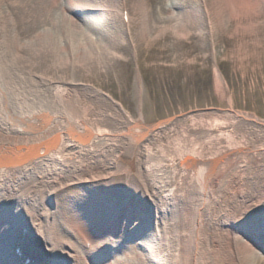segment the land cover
<instances>
[{"label":"bare ground","instance_id":"6f19581e","mask_svg":"<svg viewBox=\"0 0 264 264\" xmlns=\"http://www.w3.org/2000/svg\"><path fill=\"white\" fill-rule=\"evenodd\" d=\"M58 1H44L30 8H27L29 0L11 3L26 8L19 14L20 18L33 16L37 22H43L42 18L53 15ZM202 1L207 15L208 3L218 2ZM68 3L75 16L61 10L52 21L61 20L63 30L52 23V29L39 28L30 36L21 37L10 3L0 0V131L6 132L0 136V262L7 260L0 264H258L255 254L264 257L263 195L262 206L245 211L239 220L225 218L227 227L222 234L230 241L235 238L242 242L244 262L238 261L232 242L225 249L210 245L213 235L205 234L200 215L189 228L192 236L184 243L185 248H181L184 229L181 218L177 216L176 221L173 218L169 222L165 208L159 207L171 202L172 189L161 191V198L153 202L152 189L141 179L139 184L126 188L102 187L105 192L100 187H84L79 192L81 196L74 193L66 200L61 199L59 192L65 183L58 180L66 173L71 176L77 173L76 169L85 175L90 172L85 182L99 177L87 166H67L63 161L75 154L84 158L108 135L100 129L93 130L74 114V103H78L79 97L66 82L93 72L108 74L110 61L114 64L127 60L126 54L119 51V43L128 46L129 40L137 57L139 41L147 38L150 44L154 39L150 35L152 24L145 0H69ZM130 4L138 18L127 11ZM180 6L172 3L174 9ZM120 15L122 23L117 20ZM231 17L238 21L237 29L264 28V24L252 21L256 14L247 25H242L239 16ZM247 17L243 16L244 20ZM167 18L174 21L176 32L184 35L185 17L171 11ZM225 19L222 26L226 30ZM136 24L140 26L133 32ZM123 29L128 40L123 36ZM169 30L167 25L157 36ZM25 68L31 69L27 72ZM217 84L222 86L221 78H217ZM170 121H164L163 125ZM158 126H146L141 121L128 129L126 135L138 145L141 156H150L151 150L145 141H153L149 133L154 128L159 133L164 127ZM197 149L182 154L178 162L185 173H190L198 196L202 197L198 205L201 209L205 201L221 193L224 186L221 178L230 152L223 150L201 158L196 154ZM138 166H141L138 162H131L129 170L140 172ZM109 174L106 178L114 173ZM77 178L70 185L79 184L81 179ZM142 191L145 193L140 194ZM62 218L64 221L60 222ZM170 224L177 225L171 229L173 233H169ZM215 226L209 225L214 232H220ZM175 239L180 243L179 250L173 246ZM12 248L18 249L13 252Z\"/></svg>","mask_w":264,"mask_h":264},{"label":"rangeland","instance_id":"374dc122","mask_svg":"<svg viewBox=\"0 0 264 264\" xmlns=\"http://www.w3.org/2000/svg\"><path fill=\"white\" fill-rule=\"evenodd\" d=\"M12 1L15 0H8V3L17 16L15 25L21 37L30 36L39 28L52 29V23L63 30L61 20L52 22L61 10L68 16H75V11L68 7L69 0H59L52 10L53 15L42 18L43 22H37L33 16L20 18L19 14L26 8H21L20 4L12 5ZM44 1L50 0H29L27 8ZM262 1L218 0L208 3L207 15L202 0H145L153 41L148 44L147 38L141 39L136 57L132 44H129V36L123 29L128 46L119 43V51L126 54L127 60L114 64L110 61L108 74L93 72L84 75L79 71L84 76L66 82L79 97L78 103H74V114L93 130L100 129L108 135L93 146L90 154L85 152L84 158L80 159L79 154H75L63 161L67 166H87L91 173L99 177L85 182V176L90 177V172L85 175L76 169L77 173H71V176L66 173L58 180L65 183L64 189L59 192L61 199L66 200L74 193L82 194L79 192H83L84 187H100L105 192L102 187L113 190L126 188L139 184L141 179L152 189L155 197L151 194L149 197L153 202L161 198L164 190L172 189L174 196L171 202L162 206L158 203V206L165 208L169 222L177 216L181 218V228H184L180 238L184 247L181 248H185L184 243L192 236L189 228L200 215L205 234L213 235L210 245L225 249L232 242L238 261L244 262L242 242L235 238L230 241L222 232L227 227L225 218L239 220L245 211L258 206L264 196V28L255 31H246L243 27L237 29L238 21L231 16H239L242 25H247L252 23L251 17L256 14V19L252 21L263 25ZM172 3L181 6L174 9ZM162 7L165 9L161 10ZM127 11L138 18L131 4ZM171 11L185 17L184 35L176 32L174 21L168 20ZM245 15L248 16L246 20L243 18ZM117 17L122 23L121 15ZM222 17L227 20L224 21L227 23L226 30L222 26ZM167 25L170 30L157 36ZM139 26L136 24L133 32ZM98 36L101 34L98 33ZM39 65L41 68L42 63ZM30 69L25 68L27 72ZM217 78L223 81L222 86L217 84ZM168 119L171 121L163 125ZM141 121L146 126L160 124L159 129L164 126L159 133L156 128L149 133L153 141H145L151 150L149 157L141 156L138 145L126 135L129 128ZM4 134L5 131H0V136ZM195 147L198 148L196 154L201 158L212 157L223 150L230 152L225 174L221 178L225 187L217 198L205 201L201 209L198 205L202 197L198 196L190 173H185L178 162L182 154ZM131 162H138L141 171H130ZM107 166L112 169H105ZM110 171L113 176L106 178ZM75 178L81 179L79 184L72 182L70 185L69 182ZM209 225H216L220 232H214ZM175 227L177 225L170 224L169 233H173L171 229ZM86 239L90 240L89 237ZM178 243L177 240L173 243L176 250H179ZM255 256L259 259L258 264H264L262 254Z\"/></svg>","mask_w":264,"mask_h":264}]
</instances>
